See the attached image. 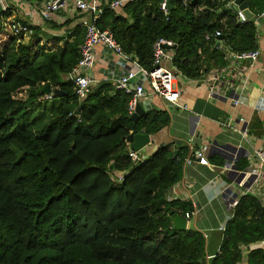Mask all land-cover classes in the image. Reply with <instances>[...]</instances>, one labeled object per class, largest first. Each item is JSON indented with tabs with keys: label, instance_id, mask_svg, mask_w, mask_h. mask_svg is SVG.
Segmentation results:
<instances>
[{
	"label": "trees",
	"instance_id": "16d2710c",
	"mask_svg": "<svg viewBox=\"0 0 264 264\" xmlns=\"http://www.w3.org/2000/svg\"><path fill=\"white\" fill-rule=\"evenodd\" d=\"M167 1V12L163 0L128 2L122 12L104 6L96 24L148 69L154 43L174 40L175 75L189 79L226 66V49L258 48L256 19L264 0H247L255 18L245 23L223 9L227 0ZM31 27L28 43L0 28V131L7 132L0 137V264H206V236L172 228L174 215L194 211L190 201L167 198L183 178L185 157L166 144L133 162L125 140L131 133L156 134L170 123L169 113L149 110L134 122L130 95L110 93L109 83L79 100L68 75L80 60L84 27L61 37ZM218 30L220 44L213 38ZM44 38L54 45L46 47ZM47 86L67 92L59 106L43 105ZM19 120L24 124L17 126ZM237 165L248 168L244 160ZM116 172L123 173L121 181ZM222 234L209 264H236L241 246L264 240L257 196L240 197ZM248 264H264V249H251Z\"/></svg>",
	"mask_w": 264,
	"mask_h": 264
},
{
	"label": "crops",
	"instance_id": "0c3cea01",
	"mask_svg": "<svg viewBox=\"0 0 264 264\" xmlns=\"http://www.w3.org/2000/svg\"><path fill=\"white\" fill-rule=\"evenodd\" d=\"M110 1L112 0H98L99 5L103 7ZM230 1L227 0L226 9L236 12V6ZM15 2L17 5L10 7L19 15L20 20L40 27L53 36L68 35L74 27L83 26V20L88 18V14L69 5L66 9L53 13L50 20H45L39 15L42 0ZM15 7H21L22 10L18 13ZM122 9L123 7L118 8L117 11L122 12ZM256 24L258 48L261 50L257 61L233 60L226 49V66L212 68L205 77L189 79L175 75L173 86L181 93L178 104L165 101L156 94H148L140 102L145 112L162 109L170 115V123L156 134L150 135L151 142L141 151L145 158L166 144H173L175 151H181L185 159L198 149L206 146L211 148L209 165L185 164L183 178L170 192L172 199L192 202L195 210L193 216L188 219L187 229L199 230L206 236V264L220 252L223 237L221 227H226L235 210L231 206V199L251 193L257 196L264 206V184L253 181L248 186L246 180L237 183L234 174L224 171L230 160L222 154L223 145L235 146L241 149L243 154L236 159L234 165L238 168V161L241 164L244 160L250 166L255 151L264 143V15L257 17ZM43 42H48L51 47L55 40L44 38ZM65 42L66 40H63L61 44ZM95 54L96 62L91 72L97 81L93 87L100 88L109 83L113 86L110 93H114L119 77L129 70H137L133 62L106 47L98 46ZM164 65L171 68L175 74L170 63L165 62ZM214 73L220 74L217 80L212 79ZM242 77L246 78V84H242ZM135 82H143V79L138 76L133 83ZM212 84L219 87L218 94L210 93ZM145 87L149 89L147 83ZM237 99L241 102L236 105L234 100ZM258 106L260 110L257 109ZM242 118L244 122L241 121ZM178 141L181 142L180 145L177 144ZM126 143L130 150V142ZM238 171L242 170L238 168ZM224 184L228 185L226 193ZM258 247L264 249V240L241 246L243 256L236 264H248V253Z\"/></svg>",
	"mask_w": 264,
	"mask_h": 264
},
{
	"label": "built area",
	"instance_id": "2783aa9c",
	"mask_svg": "<svg viewBox=\"0 0 264 264\" xmlns=\"http://www.w3.org/2000/svg\"><path fill=\"white\" fill-rule=\"evenodd\" d=\"M25 1V0H19ZM136 0H112L106 6L109 9L117 10L122 8L126 3ZM218 2H224L226 0H213ZM4 7V15L2 18V33L9 31L11 35L14 36H28L29 39L35 34V30L31 25L25 21L17 19L14 10L6 3V0H1ZM232 2L236 6V15L238 22L245 23L248 21L243 10L239 8L238 5ZM186 3V0L184 1ZM69 5H72L77 10L88 14V18L83 20L84 27V39L80 45V60L73 67L72 71L69 73L68 78L73 83L74 93L78 96L79 100H84L92 90L93 84L97 81L94 74L91 72L96 62V48L98 46H103L108 49L113 50L124 59L133 62L137 66V70H129L119 77L116 83V89L124 90L130 95V100L128 103V112L132 115L141 100L148 94H156L160 96L165 101L170 103L178 104L181 93L179 90L174 88L175 74L172 69L165 66L164 63H170L173 66V59L175 56V51L178 47V43L174 40L167 38H159L153 45V68L148 69L143 67L139 60L132 54H128L124 51L122 46L117 42L114 33L110 29H100L97 26V20L99 16L103 13L104 7L99 5L98 0H42L39 9V15L45 19L50 20L53 13H57L63 9H66ZM227 6V5H226ZM161 8L167 12V0H163ZM202 7H196L195 12L202 11ZM11 11L9 16L5 17V14ZM260 15H264L262 12ZM0 27V28H1ZM221 36V31H216L213 36L214 39L219 41ZM207 39H211L212 35H207ZM176 47V48H174ZM261 55L260 48L253 50H247L243 52H229V57L233 60H249L255 62ZM218 73L212 74V79L217 80L219 78ZM138 76L143 79V82L133 83ZM242 84H246V78H241ZM145 83L149 85L147 90ZM219 87L212 84L210 88L211 94H218ZM21 95V94H20ZM53 94L50 93L46 96V99H51ZM241 101L239 99L234 100V104H239ZM260 110V106L257 107ZM241 121H245L244 118ZM211 153L210 147H203L193 152V154L184 160L185 164L198 163L200 165H209V155ZM129 156L133 162H139L145 159L140 151L129 150ZM237 159V153L232 154V158L227 166H225L224 171L232 170ZM239 172H245L248 176H255L254 183L260 182L264 184V143L256 151L255 156L251 161V165L248 166L246 170ZM115 179L121 181L123 179L122 172H116ZM235 178H238V174ZM224 192L228 191V185L224 184ZM173 188V186H172ZM170 189L167 198L172 199L170 196ZM245 195V193L243 194ZM231 199V206L235 208L241 196ZM195 210V209H194ZM194 214L192 212H186L185 218L190 219ZM225 227H221L224 230Z\"/></svg>",
	"mask_w": 264,
	"mask_h": 264
},
{
	"label": "water",
	"instance_id": "95a60500",
	"mask_svg": "<svg viewBox=\"0 0 264 264\" xmlns=\"http://www.w3.org/2000/svg\"><path fill=\"white\" fill-rule=\"evenodd\" d=\"M232 1H234V3L236 5H238L241 10H243V12L245 13V15L249 21L253 20L255 18V14L249 8L247 0H232ZM167 5H169L168 1H167ZM225 8L226 7H224L223 9H225ZM3 15H4V7H3V4L0 0V27L2 25ZM223 39H224L223 37L219 38V43ZM174 48H176V47H174ZM46 89H47V93L52 92L53 94H55L59 97L67 94V92L63 93L59 89H50L49 86H47ZM144 113H145V111H144L143 107L141 106V104L139 103L136 111L131 115V119L134 122H136L139 120V118ZM125 140L130 142V149L131 150L140 151L151 142V136H150V134H147V133H131L130 135H128L125 138ZM177 144L180 145L181 142L178 141ZM215 145H217V143H215ZM235 152L237 153V159L239 157H241L243 154V151L241 149L235 147V146L223 145V147H222V154L228 160H231L232 154ZM177 153H178V151H176V154ZM230 174H234L235 176L238 174V178H235L236 182L241 183L243 180H246L248 183V186H250L255 179V176H248L247 173H245V172H239L236 165H234L232 167V170H230ZM187 223H188L187 218H185L181 215L176 214L172 217V228L173 229H176L179 231H184L187 229Z\"/></svg>",
	"mask_w": 264,
	"mask_h": 264
},
{
	"label": "rangeland",
	"instance_id": "374dc122",
	"mask_svg": "<svg viewBox=\"0 0 264 264\" xmlns=\"http://www.w3.org/2000/svg\"><path fill=\"white\" fill-rule=\"evenodd\" d=\"M6 3L8 5H10V6H14V5L16 6L17 5L16 2H15V0H6ZM15 9L17 10L18 13H19V10H22L21 7H15ZM16 15H17V19H20L19 18V15L18 14H16ZM2 34L11 35L9 31L3 32ZM23 40H24L25 43H28L31 39H29L28 37H24ZM45 44H46V47H49V43L48 42L45 43ZM25 94H26V92H23L20 96H22V95L24 96ZM60 104H61V98L56 96V97L51 98V100L50 99L49 100H45V102H44L43 105L46 106L47 108H52L53 106H56L57 107ZM37 115L38 114L37 113L35 114L34 111L31 112V114H30V116L32 118H34V116L36 117ZM51 118L47 117L45 119V121L43 122V125L46 124L47 122H49ZM22 124H24L23 121L22 120H19V122L17 123V126H20ZM5 134H7V132L0 131V137L4 136Z\"/></svg>",
	"mask_w": 264,
	"mask_h": 264
}]
</instances>
